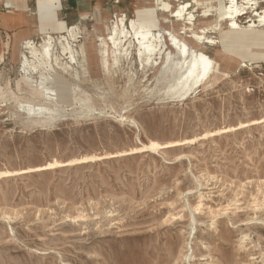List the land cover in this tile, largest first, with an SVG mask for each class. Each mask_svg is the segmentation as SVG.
<instances>
[{
  "label": "rangeland",
  "instance_id": "1",
  "mask_svg": "<svg viewBox=\"0 0 264 264\" xmlns=\"http://www.w3.org/2000/svg\"><path fill=\"white\" fill-rule=\"evenodd\" d=\"M199 1L210 5L191 25L155 0L95 1L67 74L52 76L51 127L25 114L46 102L19 72L23 40L0 29V264H264V29L248 10L245 29L215 30L228 0ZM122 17L206 53L211 78L181 97L173 68L143 67L134 47L103 66L99 44ZM203 30L212 44L190 38Z\"/></svg>",
  "mask_w": 264,
  "mask_h": 264
},
{
  "label": "bare ground",
  "instance_id": "2",
  "mask_svg": "<svg viewBox=\"0 0 264 264\" xmlns=\"http://www.w3.org/2000/svg\"><path fill=\"white\" fill-rule=\"evenodd\" d=\"M167 1L155 0L156 6H162V10L169 12L177 21H183L185 25H191L193 23L194 17L189 12L190 10H196L198 7H208L210 5L209 2L201 3L199 0L186 2L173 0L177 3V8L175 11H172ZM259 2L260 0H228L229 5L223 8V13L218 21L222 25H218L217 23L214 27L215 30H235L240 32L245 29L239 22L243 16L250 14L248 10H253L255 17L258 18L257 21L252 22V17H250L251 19L248 21L250 24L249 29H264V8H262L263 10L259 14L257 10L260 7ZM261 2H264V0ZM208 11L210 10L205 12V17ZM88 16L82 15L83 22H76L72 26L64 29L65 35L62 32L58 36L53 37L51 33L37 29L32 38H24L19 47L14 46V50L16 51L15 56H18L16 59L18 58L17 62L20 65L19 72L24 74L25 82L32 85L34 94L29 97L34 100L37 99L46 102L45 108L40 107L35 109H33L34 101H28L26 103L28 107L24 109V112L32 119L36 127H51L54 125L56 119L52 113L47 111L51 106L57 104V99L55 98L57 91H54L51 87L52 76L58 71L67 74V70L62 63L63 57L70 56L72 61L75 60V51L72 44L75 43L77 36L82 32V23L87 20ZM151 25L152 22H144L139 19L127 20L125 17L120 18L113 27L114 32L110 38L101 41L99 44L103 66L106 65L110 54L113 56V62L116 63L118 58L122 57L120 52H127L126 55H128L129 50L134 47L137 48L135 58L141 61L143 67L152 66L162 68L165 66L173 68L172 73L177 74V87H179V95L181 97L186 96L192 90L206 84L211 78L212 71H214V61L203 51H197L189 47L179 37L162 31L154 33ZM224 25L225 27H223ZM204 32L205 30L201 33L192 32L190 38L198 43L203 41V44H212L210 38L203 36ZM38 35H42L41 42H36ZM167 38L169 39V44H167ZM2 45L5 49L11 48L10 42ZM165 47H171L177 52L179 56L177 62H171V57L165 56L163 50ZM4 58V54H2L1 60ZM35 75L38 76L35 77ZM4 81L6 91L1 89L3 93L5 95L8 94L9 98L12 99L17 97L11 86V77L8 75L5 76ZM72 91H74L75 100L78 99V91L75 88ZM84 104L85 108L89 109L90 103L84 101Z\"/></svg>",
  "mask_w": 264,
  "mask_h": 264
},
{
  "label": "crops",
  "instance_id": "3",
  "mask_svg": "<svg viewBox=\"0 0 264 264\" xmlns=\"http://www.w3.org/2000/svg\"><path fill=\"white\" fill-rule=\"evenodd\" d=\"M95 1L97 0H0V29L13 34L11 37L20 41L33 37L37 29L49 33L59 31L75 18L78 17L77 21L82 15H89L84 12L92 10ZM149 8L148 10L155 11L156 7ZM1 55L2 53L0 61Z\"/></svg>",
  "mask_w": 264,
  "mask_h": 264
}]
</instances>
